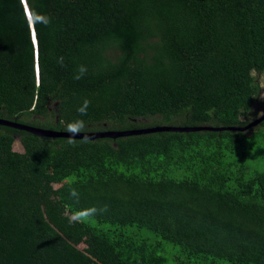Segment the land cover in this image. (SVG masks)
Instances as JSON below:
<instances>
[{
  "label": "trees",
  "instance_id": "1",
  "mask_svg": "<svg viewBox=\"0 0 264 264\" xmlns=\"http://www.w3.org/2000/svg\"><path fill=\"white\" fill-rule=\"evenodd\" d=\"M27 3L51 23L0 0V119L105 133L264 114V0ZM68 141L0 126V264H264V122Z\"/></svg>",
  "mask_w": 264,
  "mask_h": 264
},
{
  "label": "water",
  "instance_id": "2",
  "mask_svg": "<svg viewBox=\"0 0 264 264\" xmlns=\"http://www.w3.org/2000/svg\"><path fill=\"white\" fill-rule=\"evenodd\" d=\"M264 122V114L252 122L250 126L246 129L241 130L240 128H211V127H201V128H188V129H176V128H166V127H160L156 129H147V130H137V131H124V132H83L79 134L77 137L73 139H88V140H119V139H127L130 137H136V136H144V135H152L157 133H169V132H180V133H197V132H241V133H249L252 130H255L259 128ZM0 126L2 127H8L19 131L28 132L30 134H34L39 137L43 138H68L70 139V135L67 132L64 131H57L52 129H45L42 127H36L33 125L23 124V122H20L16 119H0Z\"/></svg>",
  "mask_w": 264,
  "mask_h": 264
},
{
  "label": "clouds",
  "instance_id": "3",
  "mask_svg": "<svg viewBox=\"0 0 264 264\" xmlns=\"http://www.w3.org/2000/svg\"><path fill=\"white\" fill-rule=\"evenodd\" d=\"M22 5L24 6L25 13H26V20L31 25L33 23L39 22L43 24L44 26H47L51 23V17L47 14L41 13L36 9L30 8L27 0H21ZM63 57H60L59 62L63 63ZM87 73V67L84 65H80L77 71V74L75 75V79L79 80L82 79L83 76ZM91 101L88 99H85L80 107L77 108V112L80 116H86L88 114V108L90 107ZM86 122L83 119H75L72 122L68 123L66 132L71 134L70 139L68 141L69 144H74V139L79 134L85 132L86 130ZM70 195L73 198H79V193L75 188H72L70 191ZM107 208H97L96 206H92L89 208L77 210L73 212L70 216H68V220L70 224L73 223H82L86 221L87 219L96 216L102 211H106Z\"/></svg>",
  "mask_w": 264,
  "mask_h": 264
},
{
  "label": "rangeland",
  "instance_id": "4",
  "mask_svg": "<svg viewBox=\"0 0 264 264\" xmlns=\"http://www.w3.org/2000/svg\"><path fill=\"white\" fill-rule=\"evenodd\" d=\"M255 76L257 77L258 81L261 84L262 92H261V95H260L259 103L261 104V106H263L264 105V78L258 76L257 74H255ZM253 113H256V114L255 115L254 114L251 115L249 117V121L256 120V119H258L259 117L262 116V111H260L259 109H255L253 111ZM20 119H21L22 122H25V124H31V122H32V119L30 117L26 116V115L20 116ZM35 124L37 125V127H49V128H52L51 126L44 125L43 122H35ZM14 149L19 151V152H25V149H24L23 145H21L19 140L16 141V143L14 145ZM180 258L182 260H184V261L187 260L186 256H180Z\"/></svg>",
  "mask_w": 264,
  "mask_h": 264
}]
</instances>
